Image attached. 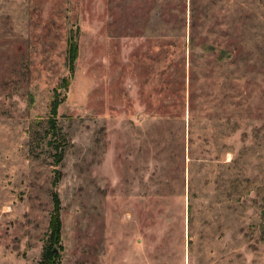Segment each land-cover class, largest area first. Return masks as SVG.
<instances>
[{
    "label": "rangeland",
    "instance_id": "rangeland-1",
    "mask_svg": "<svg viewBox=\"0 0 264 264\" xmlns=\"http://www.w3.org/2000/svg\"><path fill=\"white\" fill-rule=\"evenodd\" d=\"M54 192L59 264H264V0H0V264Z\"/></svg>",
    "mask_w": 264,
    "mask_h": 264
},
{
    "label": "trees",
    "instance_id": "trees-1",
    "mask_svg": "<svg viewBox=\"0 0 264 264\" xmlns=\"http://www.w3.org/2000/svg\"><path fill=\"white\" fill-rule=\"evenodd\" d=\"M68 50V63L69 69L73 72L74 69V60L77 56V45L74 41L69 42ZM57 110V100L53 99L50 103V112L47 118V127L50 134L54 137L53 140H49L47 143L50 146H53L55 149L54 159L55 163L58 164L62 160L63 150L66 146V137L62 133V130L57 124L55 118ZM58 177L54 178L53 185L58 181ZM53 209L50 215V220L48 224V238L49 246L45 247L43 250L41 259L37 264H59L60 258V229L61 223L59 219L60 204L57 194L54 192L52 195Z\"/></svg>",
    "mask_w": 264,
    "mask_h": 264
}]
</instances>
